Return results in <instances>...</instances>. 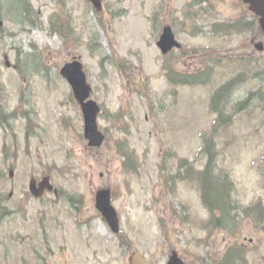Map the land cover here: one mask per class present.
I'll use <instances>...</instances> for the list:
<instances>
[{
	"label": "rangeland",
	"instance_id": "rangeland-1",
	"mask_svg": "<svg viewBox=\"0 0 264 264\" xmlns=\"http://www.w3.org/2000/svg\"><path fill=\"white\" fill-rule=\"evenodd\" d=\"M192 1L101 0L96 11L87 0H19L14 12V0H0V199L12 209L0 223V264H166L175 250L186 264H219L234 243L245 250L243 264H264V218L256 212L259 204L264 215V105L250 102L213 131L208 99L238 72L245 78L233 102L259 87L264 49L253 43L264 46V35L249 19L240 36L203 35L247 8L242 0ZM167 24L188 55L175 52L176 69L204 73L207 60L190 54L203 47H216V58L245 55V66L223 63L204 86H171L155 44ZM251 56L260 80L251 77ZM74 59L102 107L99 148L88 147L80 107L59 74ZM204 134L218 151L217 170L234 185L236 224L227 232L204 230L207 211L180 163L204 166ZM100 189L118 212L116 234L95 208ZM68 194L82 203L75 208Z\"/></svg>",
	"mask_w": 264,
	"mask_h": 264
},
{
	"label": "trees",
	"instance_id": "trees-1",
	"mask_svg": "<svg viewBox=\"0 0 264 264\" xmlns=\"http://www.w3.org/2000/svg\"><path fill=\"white\" fill-rule=\"evenodd\" d=\"M197 0H194L191 4L196 3ZM15 8L11 10L18 11L20 10L19 4L15 3L13 5ZM9 8L8 6H6ZM10 9V8H9ZM238 24L228 25L226 26L227 30H231L230 27H236ZM214 35L217 34L216 31H212ZM103 67V65H101ZM122 66V64H121ZM163 70L165 72V76L167 78L168 83L175 87L180 85H206L210 79V71L204 72L200 74V72L195 73H180L175 70L173 66L163 63ZM251 77L255 78L254 73L250 70ZM261 73H257L259 76ZM245 78V75L239 74L236 77L226 81L222 85H220L212 94L210 98V112L215 115V120L213 122V131L222 128L226 125H229L232 122V119L236 114H239L246 110V107L251 102L253 104L254 99L257 97V91L250 90V92L242 99H237L233 102V93L234 90H237V87L242 80ZM261 78V76H260ZM259 96L261 98L264 97L263 94L259 92ZM3 113L0 115V122H2L5 118H2ZM201 140V147L199 152L202 156H206L204 166L201 169H195L193 165L190 163H185V160H181V164L187 167V176L196 182L200 199L203 207L207 210L209 217L206 225H204L205 229L208 233H212L213 230L220 231H228L230 226L236 224V214L235 210L237 209V203L234 200L233 192L234 185L231 181L230 177L227 173L223 172L222 169L216 168V163L218 161V151L216 153V147L214 141L211 137L204 134ZM121 154L128 161L130 158L128 157V153L126 149L121 150ZM133 162V161H132ZM134 163V162H133ZM127 162L124 163L125 167ZM130 165L132 163H129ZM181 179L183 177L179 176ZM173 179V177H170ZM69 201H75L74 196L68 197ZM261 205H258V217L260 212L262 211ZM252 208L248 207V209ZM12 209H10L3 201L0 199V223L7 220V218L11 215ZM7 216L3 220V217ZM245 215L251 216L250 213H245ZM231 233L234 231L229 230ZM233 249L229 250L228 248L224 252V254L220 255L217 259L219 264H243L244 261V249L239 248L235 244ZM240 262L236 263V260Z\"/></svg>",
	"mask_w": 264,
	"mask_h": 264
},
{
	"label": "water",
	"instance_id": "water-1",
	"mask_svg": "<svg viewBox=\"0 0 264 264\" xmlns=\"http://www.w3.org/2000/svg\"><path fill=\"white\" fill-rule=\"evenodd\" d=\"M95 7H100L99 0H89ZM250 4V9L264 18V0H244ZM1 25V23H0ZM157 46L163 54L173 48H179L180 44L175 40L170 26H165L157 41ZM260 49V47H258ZM60 75L68 82L72 93L80 105L84 120V135L89 140V146L98 147L101 145L104 136L98 131L96 118L99 107L95 101L89 99L91 86L86 81L82 65L78 61L66 63L60 70ZM96 207L102 212L106 220L110 223L112 230L117 231V218L114 209L110 205V197L107 191H99L96 194ZM167 264H183V262L173 254Z\"/></svg>",
	"mask_w": 264,
	"mask_h": 264
},
{
	"label": "flooded vegetation",
	"instance_id": "flooded-vegetation-1",
	"mask_svg": "<svg viewBox=\"0 0 264 264\" xmlns=\"http://www.w3.org/2000/svg\"><path fill=\"white\" fill-rule=\"evenodd\" d=\"M251 22L254 24V26H258V28L260 29V33L264 35V26L260 23L259 18H257V16H254L253 18H251ZM258 23L260 24V26ZM260 27L263 29H261Z\"/></svg>",
	"mask_w": 264,
	"mask_h": 264
}]
</instances>
